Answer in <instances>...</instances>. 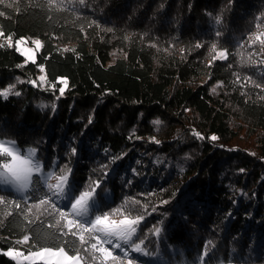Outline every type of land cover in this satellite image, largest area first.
Listing matches in <instances>:
<instances>
[{"label":"trees","instance_id":"trees-1","mask_svg":"<svg viewBox=\"0 0 264 264\" xmlns=\"http://www.w3.org/2000/svg\"><path fill=\"white\" fill-rule=\"evenodd\" d=\"M0 36V140L41 166L24 191L0 176V264L48 247L103 264L66 227L93 181L81 222L144 217L133 264H264V0H0ZM69 168L67 199L41 204Z\"/></svg>","mask_w":264,"mask_h":264},{"label":"snow or ice","instance_id":"snow-or-ice-1","mask_svg":"<svg viewBox=\"0 0 264 264\" xmlns=\"http://www.w3.org/2000/svg\"><path fill=\"white\" fill-rule=\"evenodd\" d=\"M9 43L11 42V37L8 38ZM256 40H260V36H256ZM23 40L17 41L18 44L23 43ZM37 48L41 46L40 40H35L33 42ZM264 43V41H262ZM215 47V46H213ZM19 51V49H17ZM27 52V50H25ZM218 58L223 60L225 59V53H218ZM28 59H33L32 56H29ZM215 59V57H214ZM43 80L44 77H41ZM64 87L59 89L60 94L63 95L65 88L67 87V80L61 79L60 81ZM32 83H35L33 81ZM11 89H6L3 95L6 97L8 92ZM215 91V89H213ZM19 93H17L18 95ZM154 123H159V121H154ZM212 140H216V136L211 137ZM77 149L73 148L72 153L75 154ZM0 155L10 158L2 164H0V176L4 177L5 182L13 183L20 191H24L29 188L30 183L32 182L33 173H40L41 168L39 161L35 159L36 152L34 149L28 150L27 157L18 154L14 151V146L9 147L6 143H0ZM19 163V167L17 164ZM139 163V161H137ZM74 170L69 168L67 171H61V174L55 177L54 183H48V191L43 193L44 197L51 196L52 200L41 199V204L51 205L53 210H56L57 205L52 201H62L67 199L69 195V188L71 187L70 175ZM51 173H44V181L47 182L51 177ZM107 174H105V177ZM101 181H93L87 185H82L86 190L79 191L78 195H71V215L77 217V219H67L66 227L72 236L79 235L81 244L85 243L84 233H88L90 238H94L95 242L91 243V249L95 250L102 254L103 261H120V264H123V261L120 260V257L113 256V252L109 250V247H104L105 244L109 245L113 250L121 249V254L127 258L128 253L123 251V248L126 246L129 251H135L137 253H143V249L139 244L133 245L131 243V238L133 234L137 231L135 225H138L144 217H137L136 219H129L125 217L119 221L111 220L110 213L107 211L101 212V214H95L94 219H90L85 222H81L79 217L87 216L89 213L90 203H94L97 195V189L100 188ZM78 191V190H77ZM161 203H168L167 201H162ZM66 205H61L65 207ZM155 211V209H153ZM68 213L65 211H59V216L61 218H66ZM77 231H73V229ZM154 231L159 234L161 231L160 227H156ZM24 241H27L29 238L27 235L23 237ZM99 246V247H98ZM9 257L16 258L21 255L19 252H14L13 249L9 248L7 253ZM35 257L39 260L45 261V264H80L79 255L69 256L63 247L56 248H42L37 252L30 253L29 257L25 259H30ZM50 257H60L56 261L50 259ZM127 264H133L132 259H127Z\"/></svg>","mask_w":264,"mask_h":264},{"label":"rangeland","instance_id":"rangeland-1","mask_svg":"<svg viewBox=\"0 0 264 264\" xmlns=\"http://www.w3.org/2000/svg\"><path fill=\"white\" fill-rule=\"evenodd\" d=\"M0 39H1V36H0ZM4 39H5V41H7L9 43V39L8 38H4ZM19 40H23L24 42L18 44L17 41H19ZM35 40H39V39H32V40L28 41L26 38H23L22 37V38H18V39H16L14 41V46H15L16 50L19 49V51L18 50L17 51L20 54H22V56L25 58V60H30V59H28L29 56H32L33 57V59H31V60H34L35 59L36 52L40 49V47L37 48L36 45L33 43ZM25 50H27V52H25ZM218 53H220V52H218ZM0 143H5V142L2 141V140H0ZM6 145L9 146V147H13L14 146L12 144H8L7 142H6ZM14 151H16L18 154H20L22 156H25V157H27V155H28V153H25V154L20 153L19 150L15 146H14ZM17 167H19V163L17 164ZM0 171H2V169ZM124 218L125 217L120 216V215H110V219L111 220H117V221H119V220L124 219ZM104 247H109V245H104ZM109 250L111 251L110 248H109ZM13 251L14 252L21 253L20 256L14 258L16 261H19V262H21V261H27V262H42V263L45 264V261L39 260V259H37L35 257H32L30 259H25V257H29L30 256V253H32V252H21L19 250H13ZM37 251H39V250H37ZM37 251H33V252H37ZM93 251L95 252L96 257H98L99 259H101L103 261L102 254L99 253V252H97V251H95V250H93ZM68 255L69 256H73V255H70V254H68ZM74 255H77V254H74ZM113 256L120 257V260L123 261V264H127V259L128 258H124V257H122L120 255H116L114 252H113ZM50 259L53 260V261H56V260L61 259V258L60 257H50ZM80 264H93V263H91V262L85 263L80 258ZM103 264H120V261H115V262L114 261H111V260L106 261V262L103 261Z\"/></svg>","mask_w":264,"mask_h":264}]
</instances>
